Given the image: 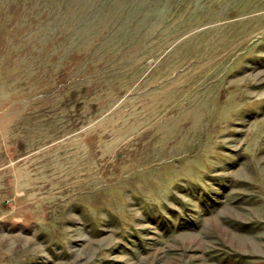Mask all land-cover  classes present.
Returning <instances> with one entry per match:
<instances>
[{
  "label": "rangeland",
  "instance_id": "374dc122",
  "mask_svg": "<svg viewBox=\"0 0 264 264\" xmlns=\"http://www.w3.org/2000/svg\"><path fill=\"white\" fill-rule=\"evenodd\" d=\"M0 264H264V0H0Z\"/></svg>",
  "mask_w": 264,
  "mask_h": 264
}]
</instances>
